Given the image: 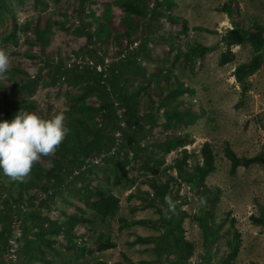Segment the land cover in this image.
Listing matches in <instances>:
<instances>
[{"label":"rangeland","instance_id":"rangeland-1","mask_svg":"<svg viewBox=\"0 0 264 264\" xmlns=\"http://www.w3.org/2000/svg\"><path fill=\"white\" fill-rule=\"evenodd\" d=\"M82 2L84 27L101 37L96 47L79 27ZM3 6L9 13L0 8V49L8 54L10 65L7 78L0 81V120L9 119L13 102L25 100L31 104L26 111L40 116L48 108L51 115L80 116V90L66 86L58 72L52 75L50 64H61L60 59L67 65L94 62L95 51L108 66L118 53L126 55L136 49L145 76L131 72L126 77L128 91L154 74H171L169 80L164 79L162 90L152 82L137 96L140 111L152 108L150 99L158 104L165 96L168 104L188 110L195 121L182 129L165 120L167 107L156 106V124L147 123L140 152L128 153L122 169L123 155L94 158L80 168L81 179L74 171L47 193L43 190L46 177L26 185L28 175L15 180L0 172V264H91L98 259L165 264L172 258L163 251L158 210L170 212L177 236L185 242L187 263L183 264H220L232 252L231 264H264V162L240 164L231 173L230 161L224 156L226 142L238 158L264 155V44L259 64L245 78V92H241L235 70L251 63L253 47L247 41L228 44L232 39L229 32L236 26L261 34L264 40V0H3ZM172 17L185 20L186 29L180 22H171ZM36 23L51 30L49 44L43 49L35 34ZM15 26L17 44L6 38ZM143 42L146 44L140 47ZM188 44L208 47L192 70L183 59ZM228 49L233 58L220 65V55ZM86 105L96 107V96L88 97ZM93 114L97 120V112ZM173 134L187 137V141L169 152L152 145ZM204 142L210 144L215 161V170L204 179L216 195L210 210L177 171L180 161L200 164ZM36 165L46 168L49 161L41 157ZM152 183L164 184L166 190L161 201L145 207L154 198ZM95 192L118 197L114 217L102 219L88 207ZM43 200H53L49 208L39 209L43 228H48L50 220L62 232L49 234L35 225L36 217L30 213ZM20 204L26 209L18 218L21 237L14 262L7 256L9 240L15 235L10 215ZM251 216L261 223H254ZM209 226L214 230L212 236ZM101 235L115 247L96 251Z\"/></svg>","mask_w":264,"mask_h":264},{"label":"trees","instance_id":"trees-1","mask_svg":"<svg viewBox=\"0 0 264 264\" xmlns=\"http://www.w3.org/2000/svg\"><path fill=\"white\" fill-rule=\"evenodd\" d=\"M170 2V1H168ZM0 8L6 13L9 10L3 6V0H0ZM80 17V29L84 32L88 43L96 47V42L101 40V37L97 35V32H90L86 29L82 23L83 2L78 8ZM171 22L181 23L182 28L186 29V22L180 17H172ZM16 29L9 32L6 38H11L14 44H17L18 37L16 36ZM35 34L40 43V48H45L50 41L51 30L49 27H39V23L35 24ZM229 34L232 39L228 40V44L247 41L251 44L254 51V56L251 63H246L238 66L235 70V77L237 82L241 85V92L247 90V83L245 78L251 73L253 68L259 64L261 60L262 47L264 40L261 34L254 33L250 30H243L239 27H234L230 30ZM103 37L109 38V34H105ZM117 40V38H115ZM116 43V42H115ZM140 44V43H139ZM146 43L140 44L143 47ZM129 46V45H128ZM125 51H129L126 49ZM139 50H134L126 55L118 53L117 57L110 61L108 66H104V58L98 57L95 51H92L95 57L94 62L92 60L81 62L79 64H63V60L60 59L61 64H50L53 69L52 75L59 73L60 77L65 81L66 86L76 88L80 90L79 95V110L80 116L74 114H64L65 124L69 128L68 134L64 140L55 149L54 153L49 156H42L44 160L51 162V166L42 168L39 165L32 166L31 172L28 174L26 185L35 184V180H40L41 177H46L43 190L47 193L52 187H58L63 183L65 177H70L74 171H77V178L83 177L81 167L89 164L94 158L112 155H123L121 157V169L127 163V155L132 152L134 154L140 152V141L145 135L147 129V123L154 126L157 122L156 106L159 108H166L164 112V118L168 122H174L178 127L184 129L190 124H193L195 119L188 110L181 111L177 105H170L167 102L165 96L161 97L160 102L155 104L151 99L152 108L144 113L140 111L137 103V96L146 89L150 83H154L156 87L162 90L165 86L163 82L170 79V72L164 74L163 77L159 75H152L146 79V81L137 85L131 91L127 90L126 77L133 72L136 75L145 76L144 70L138 65V59L136 53ZM208 51V47L203 45L188 44L184 56V63L192 70L196 61ZM233 58V54L230 49L223 52L220 55L219 64L223 65L230 62ZM99 68V70H98ZM55 77V76H53ZM171 89L168 90V94L171 93ZM69 93L66 92V95ZM91 95L96 96V107H89L86 105V99ZM31 107L29 101H15L9 106V119H11L17 112L26 111ZM97 112V120H93V112ZM57 114V113H56ZM56 114H50L49 108L46 114L42 117L50 118ZM85 115L84 117H82ZM96 116V115H95ZM262 126L264 128V119L262 120ZM187 141V137L180 139L177 135L166 136V139L160 144H152L156 147H162L164 152H169L173 148L183 146ZM124 151V153H123ZM121 152L123 154H121ZM184 154L186 151H183ZM113 153V154H111ZM146 155V154H145ZM111 156V157H112ZM224 156L230 161V172L234 173L238 165L249 166L250 164L263 163V152L253 157L238 158L234 151L229 147L228 143H225ZM200 164L198 162H192L188 165L185 161H180L177 164L178 175L183 179L185 183L195 188L200 194L203 203H205L208 210L215 201V193L213 194L209 190L205 183V177L215 170V161L212 148L208 142H204L200 149ZM35 169V170H34ZM154 189V198L147 201L144 204L145 207L149 205H156L155 201H161V197L166 190V185L160 184L155 186L151 184ZM51 195V194H48ZM94 200L87 202L88 207L95 212L100 218L114 217L116 211L119 208V199L117 196L110 192L107 193H93ZM50 197V196H49ZM55 198V197H54ZM48 200V199H47ZM43 200L37 203V208L30 214L36 217L35 225L39 229H43L46 233L55 234L62 232V227L50 220H47L48 228H43L44 221L39 214V209L49 208L53 203V200ZM8 201L6 202V205ZM33 204H30L32 207ZM164 206V205H163ZM165 207V206H164ZM29 208V207H27ZM17 211H12L10 218L13 225L14 221H19L26 206L20 204L16 206ZM159 224L162 225L164 230V253L171 256V260L167 259L165 264H183L187 263V258L183 254V245L185 242L179 239L177 236V225L172 220L170 212L160 211ZM209 213V212H208ZM206 219V218H205ZM254 223H261V220L251 216ZM142 223V220H138ZM208 228V234L212 236L214 234L211 226ZM148 239V238H147ZM7 238H4V242ZM169 245V246H168ZM115 247V243L109 239L101 237L97 239L96 251H104ZM235 251V250H234ZM234 256V252L227 254L220 264H231V259ZM148 261L137 262L136 264H150ZM91 264H123L121 262L108 263L106 261L98 259Z\"/></svg>","mask_w":264,"mask_h":264},{"label":"clouds","instance_id":"clouds-1","mask_svg":"<svg viewBox=\"0 0 264 264\" xmlns=\"http://www.w3.org/2000/svg\"><path fill=\"white\" fill-rule=\"evenodd\" d=\"M9 65L8 54L0 49V81L7 78ZM68 132L63 112L44 118L19 110L11 119L0 120V172L23 180L35 162L54 153Z\"/></svg>","mask_w":264,"mask_h":264},{"label":"built area","instance_id":"built-area-1","mask_svg":"<svg viewBox=\"0 0 264 264\" xmlns=\"http://www.w3.org/2000/svg\"><path fill=\"white\" fill-rule=\"evenodd\" d=\"M98 70H99V68H98ZM12 227L14 230L13 234H15V235L11 240H9L10 249L8 251L7 256L11 261L15 262V260H16V254H15L16 242H17V239H19L21 237L20 221H14Z\"/></svg>","mask_w":264,"mask_h":264}]
</instances>
